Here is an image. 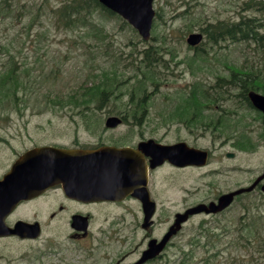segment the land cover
Listing matches in <instances>:
<instances>
[{"label":"rangeland","instance_id":"obj_1","mask_svg":"<svg viewBox=\"0 0 264 264\" xmlns=\"http://www.w3.org/2000/svg\"><path fill=\"white\" fill-rule=\"evenodd\" d=\"M61 1L12 0L14 10L0 19V70L12 56L18 66L17 77L26 83V88L17 93L21 99H13L9 103L4 100L0 105V116H82L78 110L81 108L62 107L55 100L65 99L71 94L88 71L107 69L117 53L126 56L125 53L131 51L134 54V46L139 50L145 44L118 18H103L104 28L101 32L110 35L105 39L109 45L105 50L102 44L103 51L93 58L92 52L97 48L88 44L97 45L100 42L92 34H85L87 27L59 29L50 19V7H55ZM183 1H186L184 5ZM241 3L242 0L153 1L154 9L161 12L162 21L155 23L154 37L148 44H159L162 47L161 55L167 60V66L158 65L157 71H168L163 75L168 81L164 80L158 87L148 89L150 92L154 91L150 95L145 116L154 117L158 121L159 140H183L211 151L204 167L177 170L163 165L156 170L152 191L157 203L154 216L157 236L166 230L176 212H182L190 205L202 201L216 199L223 192L247 186L262 171L264 134L260 136L259 132L264 130V123L258 119L255 110L239 108L238 114L230 116L231 125L226 130L203 128L199 124L187 126L176 120L178 116L174 120L170 119L174 117L172 114H175L177 106L182 103L183 89L190 83L197 80L205 81L204 84L212 83L217 75L214 72L228 74L229 69L225 66L236 65L245 59L248 64L251 61L257 66L261 64L257 61L264 58V47L255 49L252 42L225 41L223 44L214 45L206 41L202 44L203 49L196 52L185 41L188 33L200 31V26L228 20L233 13L238 17ZM18 10H21L19 15ZM184 10L188 11L187 15L182 13ZM243 13L264 16V11L246 10ZM95 22L99 23L96 18ZM122 24L123 27H120ZM158 33L165 38L156 36L155 39ZM40 73H50L52 77L43 79ZM259 92L263 93L261 90ZM95 105L91 108L93 113L85 116L120 115L117 113L118 100L114 98L109 100L107 96L100 107L96 108ZM205 113H209L214 121L218 118L217 111L206 110ZM241 131L248 134L252 144L248 150L238 149L235 145V136L238 137ZM228 152L233 153V156L226 157ZM254 202L264 206V197L258 193H244L236 197L221 213L191 216L174 236L166 256L157 264L165 260L169 264H181L183 251L185 258L182 264H206L207 260L211 261L210 264H264V257L250 262L248 255L252 248L246 251L244 246L230 245V240L239 235L238 227L246 222V206L252 204L254 207ZM130 205L133 211H137L136 204ZM126 217L127 221L131 218L129 215ZM203 223L204 227L208 225L212 229V233L222 236L217 246L204 243V231L201 228Z\"/></svg>","mask_w":264,"mask_h":264},{"label":"flooded vegetation","instance_id":"obj_2","mask_svg":"<svg viewBox=\"0 0 264 264\" xmlns=\"http://www.w3.org/2000/svg\"><path fill=\"white\" fill-rule=\"evenodd\" d=\"M256 1L264 10V0ZM237 20L233 13L224 21L234 25ZM201 32L206 38V32ZM219 86L211 85L213 89H220ZM222 87L235 91L228 93V97L237 96L238 86ZM238 101L217 98L202 101V105H207L208 110L227 113L230 112L227 106H236ZM109 120L118 123L107 126ZM157 133L158 121L145 115L0 116V264H157L162 261L174 236L166 241L160 254L138 262L151 240L163 238L174 217L157 236L155 214L148 226L143 227L142 202L128 189L139 188L142 193L145 188L155 202L152 183L156 170L163 165L177 170L191 166L180 168L166 161L152 166L156 161L152 154L156 152V144L181 141H161ZM207 150L210 155V149ZM79 152L91 153L77 167L62 166V162L77 158ZM89 159L111 163L108 173L95 174L89 165L87 168L85 161ZM8 175L9 179H4ZM104 177L111 180L112 197L101 196L107 191ZM262 183L263 180L253 191L259 192ZM12 185H22L24 197L17 201L2 199L5 193L13 191L8 188ZM131 203L136 204L137 211L131 209ZM126 215L131 216L130 220L127 221Z\"/></svg>","mask_w":264,"mask_h":264},{"label":"trees","instance_id":"obj_3","mask_svg":"<svg viewBox=\"0 0 264 264\" xmlns=\"http://www.w3.org/2000/svg\"><path fill=\"white\" fill-rule=\"evenodd\" d=\"M11 1L0 0V19L12 11L13 5ZM258 6H260L259 2L247 0L240 5V11L255 10ZM50 12V19L59 29L87 27L85 34H92L100 42L97 45L88 44V46H95L97 48L96 51L92 52L91 56L93 58H95L97 53L103 51L101 49L102 44H104L105 50L107 49V45H109L107 41L105 42V39L109 38L110 35L101 32V29L104 28L102 19L107 17L120 18L118 15L102 7L98 0H62L55 7H50ZM96 13L98 14L97 17L95 16ZM17 14H21V10H18ZM159 14H157V17L160 16ZM95 18L99 23L95 22ZM120 27H123V24ZM89 30L92 31L89 32ZM203 30H206L205 32L208 34L207 38H209V41L211 39L217 41L227 35L230 38L236 36L238 41H253L255 49H262L264 47V16L245 15L241 16L234 25H224L222 22H216L213 25L209 24ZM156 36L158 38H165L160 33ZM140 41L142 42V40ZM161 48L158 44L145 43L139 50L134 46L135 55L131 51L125 53L126 56L117 53L114 55V60L110 67L107 69L101 68L102 70L100 69L101 71L99 70L98 72L88 71L84 79L77 85L76 89H73L71 94H68L65 99L62 98L55 101L62 107L67 106L70 109L81 108L78 110L82 115H91L93 113L91 110L93 104H96V108L100 107L108 96L109 100H113V98L118 100V114L146 115L150 95L154 91L152 89L153 91L150 92L148 89L158 87L164 80L165 82L168 81V79L163 77L168 71H157L158 65L160 67L167 66V60L162 58L161 51L163 50ZM139 54L141 56H138ZM252 62L254 61L248 64L245 59L244 62L237 63L236 65L230 64L225 66L231 73L226 76L227 78H223L224 76L222 75L216 77L215 87L220 85L218 87L220 89H203L198 85L200 82L194 84L188 94L183 95L182 103L177 106L176 112L172 116H178V120L186 123V125L197 126L199 124L203 128L216 127L215 130H226L229 128L231 125L230 115L233 113L221 112L218 119L214 121L211 119L209 113L203 112L204 109H208L206 108L208 106L202 105V101L228 98V89L224 90L226 87H222L225 86V83L238 86L239 89L244 90L240 93V96L243 98L239 101H243L242 99L248 100L246 91L249 89L261 90L264 93V58L257 61V63H261L258 66ZM3 66V69L0 70V104L4 100L7 101L6 103H9L13 99H21L17 93L20 89L26 88L25 81L20 80L16 75L18 66L12 56H10L7 64ZM126 71L129 72V75ZM40 75L43 79L52 77L50 73H40ZM217 95L220 96L217 97ZM263 134L264 131L261 130L259 135L263 136ZM235 137L234 141L238 149L248 150L252 147L249 136L244 131H241L240 135L238 137L236 135ZM251 205L246 206L244 211L247 214L246 222L238 227L239 235H237V238L230 240V245L244 246L246 247V251L252 248V252L248 255L250 262L264 257V206H259L257 202H254V207ZM204 225L205 223L201 225L204 231L202 234L204 243L217 246V242L222 236L216 232L212 233V229L208 225L205 227ZM218 228L221 230V227ZM184 258L185 252L183 251L181 264ZM210 263V260L206 261V264Z\"/></svg>","mask_w":264,"mask_h":264},{"label":"water","instance_id":"obj_4","mask_svg":"<svg viewBox=\"0 0 264 264\" xmlns=\"http://www.w3.org/2000/svg\"><path fill=\"white\" fill-rule=\"evenodd\" d=\"M99 2L106 8L110 9L113 12L118 13L122 18H124L129 24H131L140 34L142 39L148 40L150 37V29L152 25V20L154 17V9L152 6L153 0H99ZM201 39V34H190L187 38V42L189 44H196ZM249 98L252 104L259 110L262 111L264 117V95L258 94L254 91L249 92ZM117 120H109L106 122V125L113 126L117 124ZM152 154L156 161L153 164H160L163 160L168 159L171 163L177 166H185V165H203L207 160V152L204 150L195 149L192 147H188L185 143H177L172 146H159L157 153L152 151ZM80 155V154H79ZM96 155V154H95ZM228 156H232V153H228ZM86 157V156H84ZM81 163L82 160H78ZM76 160L62 162L63 166H76L80 164ZM87 165H89L94 173H102L101 169H110L109 162L101 163L94 159L93 161L86 160ZM264 178V167L262 174L248 187H241L236 190H233L228 193H224L220 195L216 202L211 201L209 203H199L197 205L191 206L187 208L184 212H178L175 214L174 222L169 227L166 234L163 238L157 242L155 239L151 240L148 244L147 249L143 252L142 257L139 262H143L148 258H152L157 255L165 245L166 241L169 237L175 234L180 228L181 224L185 222L190 215L204 212L208 213H216L224 208H226L233 200L235 195H238L242 192L250 191L254 188V186ZM93 181H96L94 178ZM110 179L104 177L103 186L106 188L107 192L101 194L104 197H112L111 193L112 186H110ZM8 188L12 189V192L5 193L2 198H8L10 200H19L24 196L22 193L23 186L22 185H12ZM129 188V187H125ZM261 189L264 191V185H262ZM133 195L138 197L143 206L144 212V223L143 227H147L149 223V219L155 211V203L152 202L148 194L146 193V189L142 188V193H140V189H136L132 187L130 189ZM1 199V198H0Z\"/></svg>","mask_w":264,"mask_h":264}]
</instances>
